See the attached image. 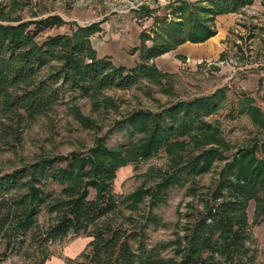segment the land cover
Segmentation results:
<instances>
[{
	"label": "trees",
	"instance_id": "1",
	"mask_svg": "<svg viewBox=\"0 0 264 264\" xmlns=\"http://www.w3.org/2000/svg\"><path fill=\"white\" fill-rule=\"evenodd\" d=\"M255 1L170 3L167 15L141 35L139 62L133 69L97 57L91 37L102 31L100 22L79 25L59 15L32 21L9 20L0 13V148L10 139L15 143H6L9 146L19 143L20 129L53 114L66 98L70 102L87 100L94 109L108 108L113 102L106 96L108 91L130 90L143 81L161 83L168 75L157 69V58L187 42H207L218 34V16L239 13ZM140 11L141 16L153 13L148 7ZM66 26H70L69 33L39 42L48 30ZM228 98L222 88L212 96L179 101L158 113H133L123 128L132 135H143L137 146L131 143L127 148H112L104 139H97L88 154L46 157L30 167L0 173L4 258L23 249L28 238L41 250L70 235H83L90 242L74 264H244L250 260L246 210L254 201L264 217V143L241 150L228 163L218 187L212 190V202L206 203L203 211L197 209L185 216L188 223L181 229L183 236L178 231L174 240L150 247L146 231L151 226L161 227V219L153 209L165 202L170 188L192 181L187 194H194V180L209 172L214 162L224 160L218 149L207 148L220 142L219 119L215 117L225 110L230 117L235 112L260 114L251 96L243 93L239 107H232L233 103L230 106ZM73 110L83 124L91 125L77 107ZM163 148L173 169L159 173L160 183L155 189L140 187L128 197L113 193L112 184L120 168L137 159H149ZM49 180L62 190H49ZM146 198L150 200L149 208L139 221L131 216L127 217V225L116 226L110 221L124 215L125 207L132 212L140 210ZM41 213L48 216L43 225L38 219ZM170 248L171 256L167 253Z\"/></svg>",
	"mask_w": 264,
	"mask_h": 264
},
{
	"label": "rangeland",
	"instance_id": "2",
	"mask_svg": "<svg viewBox=\"0 0 264 264\" xmlns=\"http://www.w3.org/2000/svg\"><path fill=\"white\" fill-rule=\"evenodd\" d=\"M130 1L133 0H0V13L9 20L24 21L59 15L64 20L79 25L93 22L101 24L105 22L106 25L112 17L138 20L146 18L143 20V26L140 25L139 37L130 42L125 57L117 56L114 61L110 57H104L109 58L116 66L133 69L139 62L141 35L146 30L149 31L157 20L165 17L168 13L167 6L176 0H150L149 6L143 5L138 10L129 7ZM144 7L153 10V13L141 16L140 10ZM234 14L239 15L234 17V24L227 33H225L227 29L220 25L218 31L216 23L218 17L215 20L217 31L223 34L220 37L223 48L220 57L208 60L173 56L176 48L171 54L161 56L155 62L157 69L168 75L161 83L143 81L130 90L108 91L106 96L113 101L112 106L108 108L94 109L87 100L77 99L70 102L69 98H66L65 104L58 106L53 114L41 117L20 129L21 141L13 144L15 146H9L15 143L12 139L2 143L1 175L30 167L46 157L88 154L96 146L97 139H104L108 147L112 148L123 146L127 148L131 143L137 146L143 135L139 133L132 135L128 129L123 128V125L127 117L138 111L158 113L163 107L179 101L212 96L222 88L226 89L230 97L228 98L230 106L233 103L232 107H239L243 93L251 96L255 100L254 106L259 109V115L249 111L242 114L235 112V116L230 117L225 110L215 117L219 119L217 126L220 130V142L215 141L207 148L218 149L224 160L214 162L209 172L194 180L196 190L194 194H187L192 181L180 187H172L166 195L165 202L153 209V213L161 219V227L151 226L146 229L150 247L160 242L174 240L175 232L180 231L183 236L184 231L181 229L188 223L185 216L196 213L197 209L203 211L206 203L212 202V190L218 187L220 175L228 163L234 161L241 150L264 143V0H256L252 6ZM69 32L70 26L50 29L42 34L39 42L52 35ZM147 44L151 45V42L148 41ZM124 58L128 59V62L124 63ZM74 107L91 121L90 126H86L75 116ZM1 121L0 119V127ZM15 128L18 129L17 124ZM172 169L168 152L163 148L149 159H137L120 168L113 181L112 191L117 196L128 197L140 187L155 189L160 183L159 173ZM48 186L49 190L56 193L62 190L58 183L51 180ZM149 204L150 200L146 198L145 204L136 212L125 207L124 215L114 216L110 221L113 220L116 226L123 223L127 225L129 221L127 217L130 216L139 221L140 216L144 214L146 216ZM188 204H192V207H187ZM246 212L251 257L244 264H264V217L261 216L254 201L249 203ZM38 219L40 225H43L48 216L41 213ZM142 228H145L144 221ZM89 242L90 238L83 235H70L39 250L38 243L28 238L23 249L4 258L6 245L0 232V264H74ZM172 249L167 250L169 256L172 255Z\"/></svg>",
	"mask_w": 264,
	"mask_h": 264
},
{
	"label": "crops",
	"instance_id": "3",
	"mask_svg": "<svg viewBox=\"0 0 264 264\" xmlns=\"http://www.w3.org/2000/svg\"><path fill=\"white\" fill-rule=\"evenodd\" d=\"M239 14H228L221 15L217 18L218 31L219 25L224 26L227 30L234 24L236 16ZM143 20L138 18H127L123 17H112L111 20L101 24L102 31L91 37V43L95 51L97 52L98 58L110 57L114 61L116 57H125L127 48L130 46V42L134 38H138L140 35V25L143 26ZM122 32V33H121ZM224 33V34H225ZM122 39H120V37ZM223 34L218 32V35L205 43L193 44L186 43L177 48L173 56L188 57L193 59L204 58L208 60L217 59L220 57L223 50L221 44V38ZM173 52V51H172ZM172 52L168 53L171 54ZM167 56L163 55L162 57ZM159 59V58H158ZM158 59L155 60L158 61ZM123 62H128V59L124 58ZM157 64V63H156Z\"/></svg>",
	"mask_w": 264,
	"mask_h": 264
},
{
	"label": "built area",
	"instance_id": "4",
	"mask_svg": "<svg viewBox=\"0 0 264 264\" xmlns=\"http://www.w3.org/2000/svg\"><path fill=\"white\" fill-rule=\"evenodd\" d=\"M149 1L150 0H144V1H142V0H133V1H130L129 2V4H130L129 7L131 9L138 10L141 6L148 5L149 4ZM150 4H152V2H150Z\"/></svg>",
	"mask_w": 264,
	"mask_h": 264
}]
</instances>
